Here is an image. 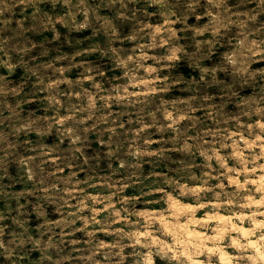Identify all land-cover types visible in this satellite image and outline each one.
Masks as SVG:
<instances>
[{"label":"rangeland","instance_id":"rangeland-1","mask_svg":"<svg viewBox=\"0 0 264 264\" xmlns=\"http://www.w3.org/2000/svg\"><path fill=\"white\" fill-rule=\"evenodd\" d=\"M0 264H264V0H0Z\"/></svg>","mask_w":264,"mask_h":264}]
</instances>
